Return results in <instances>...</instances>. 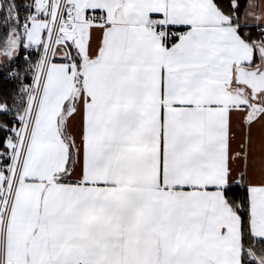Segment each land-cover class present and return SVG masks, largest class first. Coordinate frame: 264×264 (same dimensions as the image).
Returning <instances> with one entry per match:
<instances>
[{
	"label": "snow or ice",
	"instance_id": "snow-or-ice-1",
	"mask_svg": "<svg viewBox=\"0 0 264 264\" xmlns=\"http://www.w3.org/2000/svg\"><path fill=\"white\" fill-rule=\"evenodd\" d=\"M0 264H264V0H0Z\"/></svg>",
	"mask_w": 264,
	"mask_h": 264
}]
</instances>
